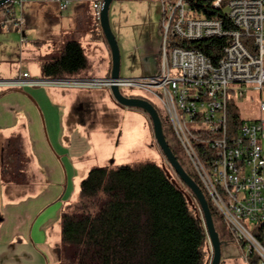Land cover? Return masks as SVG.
Wrapping results in <instances>:
<instances>
[{
  "label": "built area",
  "instance_id": "built-area-1",
  "mask_svg": "<svg viewBox=\"0 0 264 264\" xmlns=\"http://www.w3.org/2000/svg\"><path fill=\"white\" fill-rule=\"evenodd\" d=\"M27 0L0 7V26L25 27L15 10ZM165 28L160 69L139 79H33L27 72L0 87L23 84L134 87L152 96L172 129L190 169L220 212L233 241L250 263L264 264V246L255 230L264 226V118L243 119L236 101L256 95L264 113V0H162ZM202 1L222 17L207 18L192 4ZM61 11L72 0H46ZM102 2L96 3L100 19ZM22 15V14H21ZM226 38L222 56L213 60L182 41Z\"/></svg>",
  "mask_w": 264,
  "mask_h": 264
},
{
  "label": "crops",
  "instance_id": "crops-1",
  "mask_svg": "<svg viewBox=\"0 0 264 264\" xmlns=\"http://www.w3.org/2000/svg\"><path fill=\"white\" fill-rule=\"evenodd\" d=\"M99 2L103 0H72L68 10L61 11L46 0H27L20 10L25 31L11 23L0 26V35H22L15 43L0 42V79L14 80L27 72L43 80L41 60L57 52L68 37L80 41L86 54L87 49L95 52L94 61L87 54L92 68L86 75L98 59L107 72L111 52L97 29L100 19L94 5ZM55 24L61 25V32ZM46 26H53L56 35L50 42L42 37ZM46 43L50 44L44 49ZM112 97L106 88L0 87V264L60 263L63 210L78 200L81 181L98 164L94 156L107 145L106 126L118 127ZM13 136L21 138L26 179L5 183L3 146Z\"/></svg>",
  "mask_w": 264,
  "mask_h": 264
},
{
  "label": "trees",
  "instance_id": "trees-1",
  "mask_svg": "<svg viewBox=\"0 0 264 264\" xmlns=\"http://www.w3.org/2000/svg\"><path fill=\"white\" fill-rule=\"evenodd\" d=\"M192 5L207 18L222 17L202 1ZM225 45L226 38L180 44L215 61ZM41 68L44 79L74 78L87 71L89 60L80 41L68 37L57 52L41 60ZM178 160L204 192L214 222L224 223L197 175ZM1 162L3 182L26 179L19 136L6 141ZM199 207L196 199L189 203L183 188L158 162L92 167L81 181L78 200L63 210L59 264H208V234ZM255 235L264 246V226ZM250 263L259 264L254 254Z\"/></svg>",
  "mask_w": 264,
  "mask_h": 264
},
{
  "label": "rangeland",
  "instance_id": "rangeland-1",
  "mask_svg": "<svg viewBox=\"0 0 264 264\" xmlns=\"http://www.w3.org/2000/svg\"><path fill=\"white\" fill-rule=\"evenodd\" d=\"M163 9L162 0H114L112 2L109 10V17L111 29L116 36L121 56V79H139L155 76L158 73L161 62V46L165 33L163 25ZM20 10L21 7L17 5L18 18H21L22 16ZM97 22V29L105 38L100 20ZM52 27L53 26H46L41 29L43 39L49 42L56 37L55 32L52 31ZM55 29L61 32V25L55 24ZM25 30L26 28H24L23 31ZM19 33L17 34L21 41L22 35ZM18 35H16V33H11L9 35L1 34L0 42L6 41L15 43ZM49 44L50 43H46L44 49L47 48ZM94 53L95 52H91V50L87 49V54L92 61H94L93 59L96 57ZM1 55L2 53L0 52V56ZM93 64L94 67L91 70V75L93 76L86 75V71L84 72L85 74H80L74 78L81 80L112 79L110 75L112 59L111 66H109L107 72H105V69L101 66L99 59L97 62H93ZM90 68H92V66L89 62V68L87 70ZM89 88L94 90L106 88L111 92L110 87L105 85L92 86ZM121 91L126 96L149 100L158 109L161 117L164 118V114L161 112L162 110H160L157 101L143 90L134 87H121ZM252 98L256 99V95L252 94L251 97L249 96L248 98L236 101V104L239 106L237 113L246 120L264 118V113H261L257 109L255 103L256 100L252 101ZM113 100L118 108V111L116 112L118 127L106 126L109 134L106 135L107 145L101 148V150L94 156L97 160L95 162L98 163L96 166L117 167L146 160L158 162L162 165H166V168L171 172L173 178L182 186L183 190L191 193L190 190L179 180L174 170L162 155L161 150L158 148L149 116H147V114L141 109L124 107L119 105L114 98ZM92 113L95 114L97 112L92 111ZM164 121L166 122L165 118ZM111 131L114 135L110 133ZM164 133L169 145L175 149L177 157L183 162L185 168L191 170L188 160L183 154L182 149L168 124L167 127L164 128ZM198 213L202 219L203 214L200 207ZM214 223L221 239L227 241L229 244V247L226 249L227 252H224V262L222 264H247L243 259L244 253L238 248L235 241H232V236L229 235L230 233L224 223L219 219L215 220ZM208 245V264H210L213 254L209 238ZM254 255L257 259L260 258L257 253H254Z\"/></svg>",
  "mask_w": 264,
  "mask_h": 264
},
{
  "label": "water",
  "instance_id": "water-1",
  "mask_svg": "<svg viewBox=\"0 0 264 264\" xmlns=\"http://www.w3.org/2000/svg\"><path fill=\"white\" fill-rule=\"evenodd\" d=\"M10 1L11 0H0V7H3ZM113 1L114 0H103L102 9L100 12V24L105 36V40L107 41L111 52L112 68L110 75L112 79L118 80L120 79L121 56L116 36L114 35L111 29L109 17V10ZM110 89L113 98L119 105L124 107L141 109L151 119L153 134L158 148L161 150L162 155L165 157L171 168L174 170L179 180L191 192L189 193L184 190L189 203L193 205L195 199L199 203L200 209L203 214L202 221L204 222L212 248L213 256L210 264H221V261L223 259V250L228 245V242L221 239L220 234L216 229L212 212L204 192L197 184V182L187 173V171L184 169V167L178 160L177 156L173 153L166 139L163 126L164 121L158 109L147 99L124 95L117 84H113ZM163 168L165 169L168 177L172 179L173 183H175L179 188H182L178 181L173 178L171 172L166 168V165H163Z\"/></svg>",
  "mask_w": 264,
  "mask_h": 264
},
{
  "label": "flooded vegetation",
  "instance_id": "flooded-vegetation-1",
  "mask_svg": "<svg viewBox=\"0 0 264 264\" xmlns=\"http://www.w3.org/2000/svg\"><path fill=\"white\" fill-rule=\"evenodd\" d=\"M229 247V246H228ZM227 246L224 248V250H223V255H224V252H227ZM229 257V256H228ZM224 262V256H223V259H222V261H221V264Z\"/></svg>",
  "mask_w": 264,
  "mask_h": 264
},
{
  "label": "bare ground",
  "instance_id": "bare-ground-1",
  "mask_svg": "<svg viewBox=\"0 0 264 264\" xmlns=\"http://www.w3.org/2000/svg\"><path fill=\"white\" fill-rule=\"evenodd\" d=\"M97 20V19H96ZM98 21V20H97ZM91 78V77H90ZM94 78V77H93Z\"/></svg>",
  "mask_w": 264,
  "mask_h": 264
}]
</instances>
